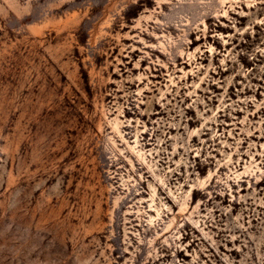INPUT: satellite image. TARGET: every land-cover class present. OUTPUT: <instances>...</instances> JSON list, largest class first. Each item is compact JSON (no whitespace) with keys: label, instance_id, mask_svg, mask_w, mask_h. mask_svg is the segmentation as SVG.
I'll return each mask as SVG.
<instances>
[{"label":"rangeland","instance_id":"obj_1","mask_svg":"<svg viewBox=\"0 0 264 264\" xmlns=\"http://www.w3.org/2000/svg\"><path fill=\"white\" fill-rule=\"evenodd\" d=\"M0 264H264V0H0Z\"/></svg>","mask_w":264,"mask_h":264}]
</instances>
